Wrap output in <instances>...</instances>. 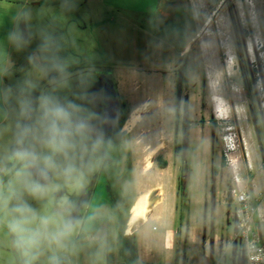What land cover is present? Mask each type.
<instances>
[{
    "label": "rangeland",
    "instance_id": "obj_1",
    "mask_svg": "<svg viewBox=\"0 0 264 264\" xmlns=\"http://www.w3.org/2000/svg\"><path fill=\"white\" fill-rule=\"evenodd\" d=\"M157 2L0 0V183L19 167L11 159L26 118L19 102L37 86L40 96L71 105L73 118L89 127L88 151L70 156L78 170L71 178L63 175V156L48 170V182L41 178L42 164L29 169L30 179L47 187L44 196L29 194L14 174L2 183L7 197L13 180L9 208L19 198L40 215L57 213L58 223L76 224L63 247L42 244L33 264H51L53 255L59 264H127L114 207L148 192L156 202L147 219L130 234L128 222L125 231L150 242L137 241L138 264H245L242 243L231 240L233 205L224 196L233 177L221 164L223 136L231 127L238 170L250 190L263 191L264 53L257 52L264 39L252 41L255 58L243 43L238 50L231 11L216 12L217 0H189L185 24L174 21L182 15L175 8L167 11L171 17L147 22L145 12ZM13 34L20 39H10ZM53 72L58 77L49 79ZM25 148L48 154L35 122ZM159 156L168 163L165 169ZM117 158V176L109 184L106 173L116 170ZM7 219L0 210V264H23ZM259 227L264 232V223Z\"/></svg>",
    "mask_w": 264,
    "mask_h": 264
},
{
    "label": "clouds",
    "instance_id": "obj_2",
    "mask_svg": "<svg viewBox=\"0 0 264 264\" xmlns=\"http://www.w3.org/2000/svg\"><path fill=\"white\" fill-rule=\"evenodd\" d=\"M10 39L18 41L20 37L16 34L11 35ZM21 115L31 118L36 113L38 118L35 121L37 131L40 135L42 146L47 149L48 154L38 155L35 151L23 147L25 138L33 133V127L23 125L19 128L17 143L20 145L11 156L19 167L15 170L14 181H19L24 190L34 197H42L47 192V187L41 183L30 179L29 169L40 167V174L47 179L48 170L58 167L57 156H63L68 163L63 168V175L71 178L77 173V168L70 161V156L76 152H87L88 145V125L73 118L70 110L71 105L66 106L58 99L41 95L35 102L25 98L19 102ZM97 140L92 145L94 151L99 146ZM13 180L8 183L10 196L3 195V184L0 183V210H3L8 219L6 227L14 236V244L23 258V264H33L38 257L39 249L42 244L49 246L56 245L63 247L64 241L69 239L76 227L71 219H64L58 223L55 219L57 213L50 215H40L29 205L18 199V202L9 208V201L16 195ZM51 264H59L58 258L53 255L50 258Z\"/></svg>",
    "mask_w": 264,
    "mask_h": 264
},
{
    "label": "built area",
    "instance_id": "obj_3",
    "mask_svg": "<svg viewBox=\"0 0 264 264\" xmlns=\"http://www.w3.org/2000/svg\"><path fill=\"white\" fill-rule=\"evenodd\" d=\"M225 129L229 131V135L223 136V156L233 177V188L229 190L233 208L229 214L235 222V231L231 240L242 243L245 264H264V232L259 227L260 223H264V190H250L248 180L241 176L233 155L237 149V141L231 135V127ZM224 199L226 201L227 194Z\"/></svg>",
    "mask_w": 264,
    "mask_h": 264
},
{
    "label": "flooded vegetation",
    "instance_id": "obj_4",
    "mask_svg": "<svg viewBox=\"0 0 264 264\" xmlns=\"http://www.w3.org/2000/svg\"><path fill=\"white\" fill-rule=\"evenodd\" d=\"M169 8H175V10H180L182 12V15H179L174 21L179 20L180 23L185 24L188 22V17L190 19L191 9L189 0H158L154 11L149 10L145 12V20L150 22L171 17L172 13H167ZM225 10L231 11V25L233 26L236 48L242 50L241 44L243 43L247 56H253V58H255L256 52L252 41L256 42L258 38L264 39V0H217L216 12H224ZM256 26L257 30H255ZM263 46L264 43H262L261 48ZM261 48L258 49L260 51H258L257 54L264 53V50H261ZM123 117L122 114L120 120L123 119Z\"/></svg>",
    "mask_w": 264,
    "mask_h": 264
},
{
    "label": "trees",
    "instance_id": "obj_5",
    "mask_svg": "<svg viewBox=\"0 0 264 264\" xmlns=\"http://www.w3.org/2000/svg\"><path fill=\"white\" fill-rule=\"evenodd\" d=\"M58 77V73L53 72L51 73L49 79H55ZM41 86H37L32 94L30 95V99L35 102L37 100V98L40 96L41 93ZM36 113H33L31 115V118H25V121L23 123V125H30L32 127H34V122H35V118H36ZM123 119L120 120V122L117 125V129H116V137L120 136V130L123 126ZM31 139V135L29 137H27L25 139V146H28V143ZM117 146V152L118 151V145ZM107 147V146H106ZM175 150L178 153L180 150V146L176 145L175 146ZM157 164L159 166V168L161 169H165L168 165L167 161L164 160L161 156L157 157ZM116 170L113 173H106V176L109 177V184L111 183V181L113 180L114 177L117 176V172L120 166V161L119 158L116 159ZM108 161H105V163L103 164V170H107L108 164H106ZM222 165H225V160L224 158L222 159L221 162ZM219 171V168H214V172L217 173ZM15 170L11 171L8 175L6 176H2V183H4L5 181H7L13 174H14ZM108 174V175H107ZM118 201V200H117ZM119 201H121L119 199ZM117 205V204H116ZM134 203L133 202H129V204L124 205L122 209H120L118 207V205L115 208V217L121 222V227H120V235H119V243H120V253L121 255L126 259L127 264H138V256L136 253V245H137V241H136V236L135 234L132 235H125V231H126V227H127V223H128V217H130V210L133 207Z\"/></svg>",
    "mask_w": 264,
    "mask_h": 264
},
{
    "label": "bare ground",
    "instance_id": "obj_6",
    "mask_svg": "<svg viewBox=\"0 0 264 264\" xmlns=\"http://www.w3.org/2000/svg\"><path fill=\"white\" fill-rule=\"evenodd\" d=\"M138 117H133L131 120L132 125L136 123ZM128 124V122H127ZM127 124L124 127V130H126ZM151 192L145 193L143 195H139L136 202L134 203L132 207V212L129 217V224H128V230L127 233L130 234L131 229L134 225L141 222L142 220H146L148 213L150 211V208L152 205L156 202V199L150 196Z\"/></svg>",
    "mask_w": 264,
    "mask_h": 264
},
{
    "label": "crops",
    "instance_id": "obj_7",
    "mask_svg": "<svg viewBox=\"0 0 264 264\" xmlns=\"http://www.w3.org/2000/svg\"><path fill=\"white\" fill-rule=\"evenodd\" d=\"M190 42H191V41H189V43H188L187 46H186L187 49H188V47H189ZM187 49H186V51H187ZM127 234H128V233H127ZM141 234H142V233H140V234L137 236V237H138V238H137V241H138L139 246H140L141 244L144 245V243H146V244H147V243L150 244L149 241H145V242L142 241L141 237H143V236H141ZM158 241H159V242H163V239L160 238V239H158Z\"/></svg>",
    "mask_w": 264,
    "mask_h": 264
},
{
    "label": "water",
    "instance_id": "obj_8",
    "mask_svg": "<svg viewBox=\"0 0 264 264\" xmlns=\"http://www.w3.org/2000/svg\"><path fill=\"white\" fill-rule=\"evenodd\" d=\"M41 178H42L45 182H48V181H49V177H47V179H45V178L41 175ZM154 197H155V196H153V198H154ZM231 201H232V198H231V192H228V193H227V199H226V202H227L228 204H230Z\"/></svg>",
    "mask_w": 264,
    "mask_h": 264
}]
</instances>
